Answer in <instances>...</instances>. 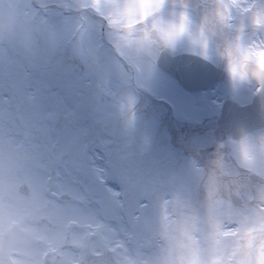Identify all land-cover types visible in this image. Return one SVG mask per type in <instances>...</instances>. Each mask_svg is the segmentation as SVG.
<instances>
[{
	"label": "rangeland",
	"instance_id": "1",
	"mask_svg": "<svg viewBox=\"0 0 264 264\" xmlns=\"http://www.w3.org/2000/svg\"><path fill=\"white\" fill-rule=\"evenodd\" d=\"M202 1L0 0V264H264L263 185L208 169L230 144L264 180V130L213 136L257 92L264 0ZM162 48L228 79L187 93Z\"/></svg>",
	"mask_w": 264,
	"mask_h": 264
},
{
	"label": "water",
	"instance_id": "2",
	"mask_svg": "<svg viewBox=\"0 0 264 264\" xmlns=\"http://www.w3.org/2000/svg\"><path fill=\"white\" fill-rule=\"evenodd\" d=\"M182 1L186 6L192 7L200 0ZM52 7L56 8L55 5ZM158 66L174 77L184 89L192 92L209 89L226 79L225 72L215 68L208 61L189 54L172 57L163 52L158 60ZM244 70L253 82L260 81L256 83L260 86L259 92L248 106L242 107L230 100L224 103L215 131L217 139H220V131L240 138L251 131L264 128V70L251 64H245ZM223 179L227 177L223 176ZM230 199L236 205L241 204L240 199L233 194H230Z\"/></svg>",
	"mask_w": 264,
	"mask_h": 264
},
{
	"label": "flooded vegetation",
	"instance_id": "3",
	"mask_svg": "<svg viewBox=\"0 0 264 264\" xmlns=\"http://www.w3.org/2000/svg\"><path fill=\"white\" fill-rule=\"evenodd\" d=\"M167 1V0H166ZM169 2L171 3H178L180 2V0H168ZM232 138L234 139L233 137L229 136V135H222V138L223 139H226V138ZM236 140L234 141H230V143L232 144V142L234 143ZM243 151H245V149L242 148ZM241 151V152H243ZM240 152V153H241ZM237 155V154H236ZM236 155L234 154L233 150L230 148V144H225L224 146H220L219 150L217 152H212L210 154V157L212 158V160H215V163H212L210 165V169L212 171H220V166L218 165L220 162L225 165H228V166H231L233 169H235L239 175H240V178L243 180L245 179L246 177H248V179H250V172H251V169L247 166H244V165H241L238 161V157H236ZM236 158L238 164L240 165L241 168H243L242 170H239L233 163H232V158ZM259 183H261L264 187V180L263 179H260L259 180ZM264 207V204L262 205Z\"/></svg>",
	"mask_w": 264,
	"mask_h": 264
},
{
	"label": "clouds",
	"instance_id": "4",
	"mask_svg": "<svg viewBox=\"0 0 264 264\" xmlns=\"http://www.w3.org/2000/svg\"><path fill=\"white\" fill-rule=\"evenodd\" d=\"M255 80V78H253ZM255 83H260V81H255Z\"/></svg>",
	"mask_w": 264,
	"mask_h": 264
}]
</instances>
